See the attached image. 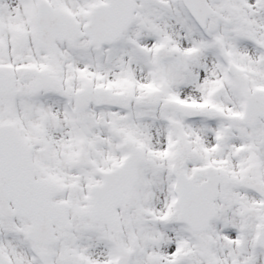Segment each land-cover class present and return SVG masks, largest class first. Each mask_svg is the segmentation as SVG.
<instances>
[{
  "label": "snow or ice",
  "instance_id": "obj_1",
  "mask_svg": "<svg viewBox=\"0 0 264 264\" xmlns=\"http://www.w3.org/2000/svg\"><path fill=\"white\" fill-rule=\"evenodd\" d=\"M0 264H264V0H0Z\"/></svg>",
  "mask_w": 264,
  "mask_h": 264
}]
</instances>
